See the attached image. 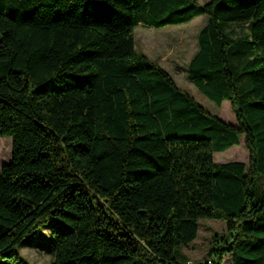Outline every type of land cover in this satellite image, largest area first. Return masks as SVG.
I'll list each match as a JSON object with an SVG mask.
<instances>
[{
  "label": "trees",
  "instance_id": "trees-1",
  "mask_svg": "<svg viewBox=\"0 0 264 264\" xmlns=\"http://www.w3.org/2000/svg\"><path fill=\"white\" fill-rule=\"evenodd\" d=\"M201 14L186 79L235 124L134 49ZM0 136L2 264L39 226L50 264H184L200 218L229 232L203 264H264V0H0Z\"/></svg>",
  "mask_w": 264,
  "mask_h": 264
},
{
  "label": "rangeland",
  "instance_id": "rangeland-1",
  "mask_svg": "<svg viewBox=\"0 0 264 264\" xmlns=\"http://www.w3.org/2000/svg\"><path fill=\"white\" fill-rule=\"evenodd\" d=\"M205 1L207 0H199L200 3ZM205 22L206 16L201 14L186 23L165 26L159 29L137 25L133 28L134 49L143 52L149 60L158 63L166 69L177 86L186 91L209 113L235 124L227 100H223L220 106L216 105L186 79L184 66L197 50L196 37ZM228 29L234 30L237 34H242L246 30L245 24L237 22L228 24ZM11 140V136H0V164L7 162L10 158ZM212 158L216 161L235 159L246 162L248 150L244 145V135L241 134L239 136L238 143L232 144L226 149L214 151ZM257 188L259 190L264 189V175H259ZM197 225V233L193 242L188 243L186 246H181V249L192 264H203L206 259H213V255L208 251L212 243V233L224 232L226 237H228L229 232L225 231L223 219L200 218ZM47 239L48 230L41 226L37 227L33 233L23 237L22 240L27 243L17 246L20 254L19 258L16 260H5L6 263L50 264V256L46 249ZM0 264H2L1 259ZM220 264H230L227 254L224 255Z\"/></svg>",
  "mask_w": 264,
  "mask_h": 264
},
{
  "label": "built area",
  "instance_id": "built-area-1",
  "mask_svg": "<svg viewBox=\"0 0 264 264\" xmlns=\"http://www.w3.org/2000/svg\"><path fill=\"white\" fill-rule=\"evenodd\" d=\"M206 262L207 263H210L211 260L210 259H206ZM184 264H192L190 260H187Z\"/></svg>",
  "mask_w": 264,
  "mask_h": 264
},
{
  "label": "crops",
  "instance_id": "crops-1",
  "mask_svg": "<svg viewBox=\"0 0 264 264\" xmlns=\"http://www.w3.org/2000/svg\"><path fill=\"white\" fill-rule=\"evenodd\" d=\"M221 102H222V101H221ZM220 104H221V103H220ZM219 106H220V105H219ZM233 118H234V117H233ZM238 140H239V138H238ZM225 149H226V148H225ZM213 152H214V151H213ZM213 152H212V153H213ZM228 157H229V156H228ZM228 157H227V158H228ZM232 157H233V156H232ZM232 157H230V158H232ZM234 160H235V159H234ZM190 242H193V240L190 241ZM190 242H189V243H190ZM183 252H184V251H183ZM47 254H48V253H47ZM49 256H50V255H49ZM186 257H187V256H186ZM4 264H6V263H4Z\"/></svg>",
  "mask_w": 264,
  "mask_h": 264
}]
</instances>
